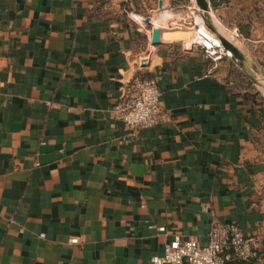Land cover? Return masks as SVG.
Masks as SVG:
<instances>
[{
	"label": "crops",
	"instance_id": "obj_1",
	"mask_svg": "<svg viewBox=\"0 0 264 264\" xmlns=\"http://www.w3.org/2000/svg\"><path fill=\"white\" fill-rule=\"evenodd\" d=\"M159 1L0 0V264H152L215 222L264 244V93L193 36L153 45ZM136 75L171 122L113 118Z\"/></svg>",
	"mask_w": 264,
	"mask_h": 264
},
{
	"label": "built area",
	"instance_id": "obj_2",
	"mask_svg": "<svg viewBox=\"0 0 264 264\" xmlns=\"http://www.w3.org/2000/svg\"><path fill=\"white\" fill-rule=\"evenodd\" d=\"M162 91L157 79L134 76L126 85L122 96L115 101L110 111L113 118L133 130L150 129L173 120L171 112L161 104ZM35 166H40L36 160ZM157 229L167 232L166 227ZM44 237L45 234H41ZM71 244H78V238H71ZM258 238L247 235L238 224L215 222L208 232L205 244L196 239L183 240L173 234V241L164 246L161 254L151 258L152 264H239L258 258Z\"/></svg>",
	"mask_w": 264,
	"mask_h": 264
},
{
	"label": "rangeland",
	"instance_id": "obj_3",
	"mask_svg": "<svg viewBox=\"0 0 264 264\" xmlns=\"http://www.w3.org/2000/svg\"><path fill=\"white\" fill-rule=\"evenodd\" d=\"M210 4L208 12H204L198 5L196 0H173L171 4L173 8L169 10L173 13L168 18V26H163L165 31L169 29L174 31H183L185 38L180 43L189 44V39L193 36L195 42V27L196 17H202L205 25L209 28H215L221 35L231 42L244 55L246 61L245 65L247 71L259 83V89L264 93V0H207ZM154 12L152 18L155 17L153 25L158 27L161 25L160 9ZM172 20V21H171ZM244 27L245 34H237L236 28ZM178 29V30H175ZM233 32V33H232ZM177 38V34L171 35ZM168 38V37H167ZM165 40V39H163ZM175 41V40H171ZM191 42V40H190ZM196 48L204 51L205 55L210 59L220 56L224 62H228L231 68L235 70L238 75L244 78L246 83L256 84L241 68L239 61L233 56L227 54L225 48L206 47L202 43L195 42ZM215 50V51H214ZM217 53L215 55L214 53ZM249 61L250 67L247 65ZM262 152V164L264 168V129L259 136L256 137ZM260 196L264 198V170L263 179L260 190ZM258 249V258L247 262L248 264H264V244Z\"/></svg>",
	"mask_w": 264,
	"mask_h": 264
},
{
	"label": "bare ground",
	"instance_id": "obj_4",
	"mask_svg": "<svg viewBox=\"0 0 264 264\" xmlns=\"http://www.w3.org/2000/svg\"><path fill=\"white\" fill-rule=\"evenodd\" d=\"M159 14H160V20L162 21L161 25L162 26H168V18H170L173 13L169 10V8L163 6V8H161ZM202 20H204L202 17H198V16L196 17V20H195L196 27L194 29L195 34H196L195 35V38H196L195 42L202 43L208 47L218 46L220 48H223V44H222L221 39L217 36V34L214 31L209 29ZM152 23H154V18H152ZM175 30H178V29H175ZM174 34H177V36H176L177 38L185 36V33L183 31L178 30V31L172 32V30L169 29V31L164 32L163 39L168 40V38H169V40H171L173 38V36H171V35H174ZM214 44H216V46ZM227 54L229 56H232L230 51H228Z\"/></svg>",
	"mask_w": 264,
	"mask_h": 264
},
{
	"label": "water",
	"instance_id": "obj_5",
	"mask_svg": "<svg viewBox=\"0 0 264 264\" xmlns=\"http://www.w3.org/2000/svg\"><path fill=\"white\" fill-rule=\"evenodd\" d=\"M198 5L200 6V8L204 11V12H208L210 9V4L207 0H196ZM159 8H163V1L160 0L159 1ZM146 24L150 25V26H154L152 23L151 18H146L145 20ZM212 31H214L217 36L221 39L223 47L225 48V50L230 51L232 56L239 61V64L241 66V68H243V70H245V72L247 73V75L256 83L258 84L259 82L251 75L248 73L246 65H245V57L244 55L241 53L240 50H238V48H236L231 42H229L227 39H225L221 33L216 30L215 28L211 29ZM161 32L162 29L160 27H153V33H152V44L153 45H159L161 44ZM216 46V44H214ZM143 65H145V61L142 62Z\"/></svg>",
	"mask_w": 264,
	"mask_h": 264
},
{
	"label": "trees",
	"instance_id": "obj_6",
	"mask_svg": "<svg viewBox=\"0 0 264 264\" xmlns=\"http://www.w3.org/2000/svg\"><path fill=\"white\" fill-rule=\"evenodd\" d=\"M239 264H248L247 262H241V263H239Z\"/></svg>",
	"mask_w": 264,
	"mask_h": 264
}]
</instances>
